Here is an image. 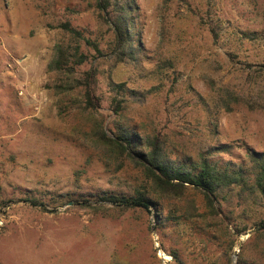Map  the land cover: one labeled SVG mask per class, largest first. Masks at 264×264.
<instances>
[{
    "label": "rangeland",
    "instance_id": "374dc122",
    "mask_svg": "<svg viewBox=\"0 0 264 264\" xmlns=\"http://www.w3.org/2000/svg\"><path fill=\"white\" fill-rule=\"evenodd\" d=\"M134 1L145 57L137 65L93 62L97 118L110 119L111 76L143 92L128 117L161 132L172 151L196 158L230 147L211 157L223 163L240 162L244 146L264 153V74L246 67L264 63V0ZM95 11L92 0H0V264H172V251L185 264H233L242 247L253 249L248 231L264 211L250 212L247 233L231 241L220 231L210 239L156 230L148 213L104 217L84 206L103 192H125L130 170L108 172L83 148L87 112L56 95L47 65L60 23L106 44L110 32Z\"/></svg>",
    "mask_w": 264,
    "mask_h": 264
},
{
    "label": "trees",
    "instance_id": "16d2710c",
    "mask_svg": "<svg viewBox=\"0 0 264 264\" xmlns=\"http://www.w3.org/2000/svg\"><path fill=\"white\" fill-rule=\"evenodd\" d=\"M92 6L110 32L106 44L68 22L60 23L47 71L56 76L52 85L56 95L74 102L75 106L81 104L82 111L87 112L89 129L83 135V148L108 172L126 168L130 172L125 192H103L92 197L93 201L83 200L84 206L104 217H109L111 212L148 213L154 217L156 230L169 226L177 232L187 229L210 239L220 231L231 241L246 234L250 226L246 221L250 218L248 214L264 211V153L244 146L240 162L223 163L211 157L228 152L230 147H211L196 158L172 151L161 132L148 131L128 117L130 101L143 92L130 89L125 82H116L111 76L108 78L112 94L110 119L106 122L102 115L97 118L101 99L96 94L98 74L93 62L104 59L116 65H137L145 56L138 41L139 9L134 0H92ZM211 35L214 40L219 39L216 29H211ZM233 58L230 54V59ZM87 64L90 67L81 71ZM246 67L253 73L264 74V63ZM258 107L264 110V103ZM67 108V104H61L60 115L67 114ZM24 202L45 207L32 199ZM252 225L258 227L249 237L255 243L253 249L249 253L242 247L236 264H264V219L257 218ZM169 254L172 264H185L176 251Z\"/></svg>",
    "mask_w": 264,
    "mask_h": 264
},
{
    "label": "water",
    "instance_id": "95a60500",
    "mask_svg": "<svg viewBox=\"0 0 264 264\" xmlns=\"http://www.w3.org/2000/svg\"><path fill=\"white\" fill-rule=\"evenodd\" d=\"M258 229V227H255L253 230L248 231V235H250L254 230ZM155 250L160 254V249L158 248V246L155 247ZM236 254L232 255V263L235 264L236 261Z\"/></svg>",
    "mask_w": 264,
    "mask_h": 264
},
{
    "label": "built area",
    "instance_id": "2783aa9c",
    "mask_svg": "<svg viewBox=\"0 0 264 264\" xmlns=\"http://www.w3.org/2000/svg\"><path fill=\"white\" fill-rule=\"evenodd\" d=\"M19 94L22 95L21 92ZM3 225H4V219H3V216L0 215V229L2 228Z\"/></svg>",
    "mask_w": 264,
    "mask_h": 264
},
{
    "label": "bare ground",
    "instance_id": "6f19581e",
    "mask_svg": "<svg viewBox=\"0 0 264 264\" xmlns=\"http://www.w3.org/2000/svg\"><path fill=\"white\" fill-rule=\"evenodd\" d=\"M160 255L163 257V259L165 261H168L169 260V257L167 255H165L164 253H162L161 251H160Z\"/></svg>",
    "mask_w": 264,
    "mask_h": 264
}]
</instances>
